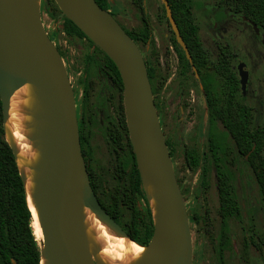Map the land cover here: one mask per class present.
Listing matches in <instances>:
<instances>
[{
    "label": "rangeland",
    "instance_id": "374dc122",
    "mask_svg": "<svg viewBox=\"0 0 264 264\" xmlns=\"http://www.w3.org/2000/svg\"><path fill=\"white\" fill-rule=\"evenodd\" d=\"M187 2L207 56L204 62L194 60V69L189 71L183 70L180 46H175L161 0H108V6L119 24L135 36L143 27L142 11L149 18L151 42L136 44L144 60L156 69L152 94L189 217L192 264H264V203L254 174L258 155L247 159L237 152L223 121L208 103L214 97V106L220 108L232 72L237 80L234 101L246 108L243 119L248 128L264 127V30L257 27L255 32L241 13L220 0ZM38 7L74 91L85 159L98 188L96 197L109 216L117 213L115 221L128 234L132 207L144 213L145 204L131 193L132 149L123 90L89 41L67 40L61 31L62 13L54 0H38ZM88 54L90 64L84 73ZM222 59L228 71H218ZM240 63L248 71L244 95L239 84ZM186 150L197 153L193 168L185 163ZM259 156L264 159V146ZM222 172L228 176L226 182L237 208L227 219L219 215L217 177ZM143 232L141 224L138 236L144 240Z\"/></svg>",
    "mask_w": 264,
    "mask_h": 264
},
{
    "label": "water",
    "instance_id": "95a60500",
    "mask_svg": "<svg viewBox=\"0 0 264 264\" xmlns=\"http://www.w3.org/2000/svg\"><path fill=\"white\" fill-rule=\"evenodd\" d=\"M54 1L62 15L109 57L122 82L125 121L136 167L143 189L146 181L152 184L156 203L155 215L151 210L152 235L143 245L145 251L137 264H192L189 217L137 44L95 0ZM161 2L175 40L192 63L168 1ZM249 23L257 32L256 25ZM238 76L244 95L248 71L243 63L238 66ZM25 83L36 86L48 118L39 138L45 166L39 168V161L33 166L36 185L32 193L47 264H96L87 253L83 206L117 234L129 236L101 207L90 184L79 139L74 91L62 56L41 21L38 0H0L3 124L12 92ZM13 152L15 155L14 149ZM25 194L28 202L26 189Z\"/></svg>",
    "mask_w": 264,
    "mask_h": 264
},
{
    "label": "trees",
    "instance_id": "16d2710c",
    "mask_svg": "<svg viewBox=\"0 0 264 264\" xmlns=\"http://www.w3.org/2000/svg\"><path fill=\"white\" fill-rule=\"evenodd\" d=\"M95 1L102 9L109 11L108 0ZM167 1L180 35L192 57V61L194 62V60L196 61L197 58H200L201 62H204L205 59H207V56L201 47V42L197 35L198 27L193 23V17L190 13V6L187 0ZM220 1L226 5L233 6L234 10L241 13L247 21L264 30V0ZM61 19V31L65 34L67 40L72 41L73 39H86L89 41L102 54L108 74L112 76L115 84L122 89V82L117 68L109 57L98 46L93 44V42L68 18L62 15ZM141 19L143 27L138 35L135 36L127 31L126 32L135 41V43L136 41H142L147 44L148 42H151V31L149 18L144 11H142ZM174 43L175 46H178L175 37ZM178 54L182 60L183 70L189 71L190 63L181 48H179ZM144 62L152 89L156 69L151 62H148L147 60H144ZM226 63L227 62L222 59L219 63L218 71H228L229 68L223 65ZM89 64L90 55L88 54L85 58L84 73ZM227 77L229 91L224 94L225 100L222 101L220 108L217 109L214 106L216 101L214 97L208 98V103L209 105H212V111H214V114H218L217 117L223 121L228 134L236 146L237 152L244 158L247 156V159L252 158L254 155H258V162L257 164H254V174L260 189L261 199L264 203V159L259 156V152L264 146V127L259 126L254 129L248 128L246 120L243 119L246 115V108L238 106L234 101V94L237 89V80L232 72H229ZM213 116V113H210L211 123L213 122ZM77 123L82 155L89 175V181L94 193L97 194L98 188L93 180L92 168L85 159L86 152L83 150L84 136L82 134V127L78 121ZM166 144L169 149V142L167 140ZM184 160L188 167L193 168L198 162L197 153L193 150H186L184 153ZM252 163L253 162L251 161V164ZM227 177L228 176L225 172L219 173L217 177L219 215L223 219H227L237 210L235 205L236 203L226 182ZM131 183V193H136L143 200L145 204V211L142 213L141 210L137 209L135 206L132 207V218L130 224L131 231L128 232L127 235L141 245H147L153 231V218L146 193L142 188L133 151ZM110 216L114 220H118L117 213H113ZM141 224L144 227V240L138 236L139 226ZM40 260V248L32 227V215L26 199L23 179L19 172L13 149L4 136L0 102V264H40Z\"/></svg>",
    "mask_w": 264,
    "mask_h": 264
},
{
    "label": "bare ground",
    "instance_id": "6f19581e",
    "mask_svg": "<svg viewBox=\"0 0 264 264\" xmlns=\"http://www.w3.org/2000/svg\"><path fill=\"white\" fill-rule=\"evenodd\" d=\"M47 116L36 86L25 83L12 92L9 99L8 115L2 123L4 136L12 146L16 155V163L24 178L28 205L32 213V227L40 244V264H47L44 244L38 220V210L32 197L35 182L36 162H42L43 142L39 138L43 134ZM152 214L156 213L153 186L149 181L144 184ZM83 227L87 241V253L96 264H137L145 247L129 237L117 234L112 228L100 220L88 207H82ZM119 236H117V235Z\"/></svg>",
    "mask_w": 264,
    "mask_h": 264
},
{
    "label": "flooded vegetation",
    "instance_id": "af4514ba",
    "mask_svg": "<svg viewBox=\"0 0 264 264\" xmlns=\"http://www.w3.org/2000/svg\"><path fill=\"white\" fill-rule=\"evenodd\" d=\"M110 12V11H109ZM111 13V12H110ZM112 14V13H111ZM112 16H113V14H112ZM114 17V16H113ZM243 17V16H242ZM115 18V17H114ZM117 21V20H116ZM118 22V21H117ZM248 22V21H247ZM119 23V22H118ZM122 27V26H121ZM123 28V27H122ZM124 29V28H123ZM125 30V29H124ZM126 31V30H125ZM46 33H47V31H46ZM47 35H48V33H47ZM49 36V35H48ZM50 37V36H49ZM175 37V36H174ZM51 39V38H50ZM178 44V43H177ZM57 47V46H56ZM59 50V49H58ZM189 62V61H188ZM190 63V62H189ZM192 65H194L193 64V61H192V63H190V67H191V69L193 70V67H192ZM241 89V88H240ZM241 94H242V92H241ZM166 140V139H165ZM245 158H247L246 156H245Z\"/></svg>",
    "mask_w": 264,
    "mask_h": 264
}]
</instances>
